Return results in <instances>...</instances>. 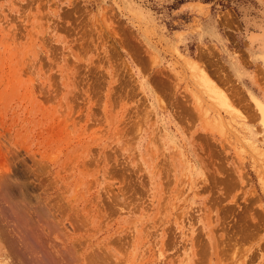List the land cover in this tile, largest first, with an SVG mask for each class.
<instances>
[{"label":"rangeland","instance_id":"rangeland-1","mask_svg":"<svg viewBox=\"0 0 264 264\" xmlns=\"http://www.w3.org/2000/svg\"><path fill=\"white\" fill-rule=\"evenodd\" d=\"M259 106L264 0H0V224L81 264H264Z\"/></svg>","mask_w":264,"mask_h":264},{"label":"bare ground","instance_id":"bare-ground-1","mask_svg":"<svg viewBox=\"0 0 264 264\" xmlns=\"http://www.w3.org/2000/svg\"><path fill=\"white\" fill-rule=\"evenodd\" d=\"M200 78H201L202 85L207 88V90L210 92L211 96L214 99L215 98L219 99L220 95L216 91L209 88L208 85H206L202 76ZM259 110H260V115H261V121H262V124L264 126V107L259 106ZM49 223H50V225L51 224L53 225V223L49 222V220L46 221V218L42 219V218L38 217V219H36L34 217H29V220H27L26 224L24 223L23 225H18L16 227H13V229H11L9 231H6V229H8V228H4L0 224V264H69L71 261L73 264L74 263H76V264L80 263L81 264V262H76V261L80 260L79 259L80 257H78V259H77V256L74 255L75 256L74 258L76 260H74V258L71 257V255H72L71 253L74 252L73 250L69 251L70 250L69 248H66L63 251L57 250L58 249V248L56 249L57 245L53 241L51 243H48V248L50 249L49 251H50L51 257L53 258L51 260L50 255L49 256L46 255L47 257L45 256L46 253L44 252L45 250L41 246V242L39 241V243H37L33 239H30L27 236L28 233L25 229L26 225L30 226L29 224H31V225L39 227L41 229V231H39V233L44 235V233H46L48 230L47 227H48ZM54 225H55V223H54ZM49 233L50 232H48V234ZM50 234L52 235V233H50ZM65 236H66V234H65ZM46 244H47V242H46ZM69 253H70V255H69ZM48 257H50V258H48Z\"/></svg>","mask_w":264,"mask_h":264}]
</instances>
